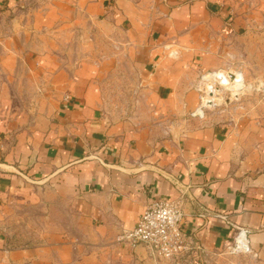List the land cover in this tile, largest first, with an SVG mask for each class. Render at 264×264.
Returning a JSON list of instances; mask_svg holds the SVG:
<instances>
[{
	"label": "crops",
	"instance_id": "obj_1",
	"mask_svg": "<svg viewBox=\"0 0 264 264\" xmlns=\"http://www.w3.org/2000/svg\"><path fill=\"white\" fill-rule=\"evenodd\" d=\"M5 32L52 48L23 58L40 98L0 96V264H150L118 236L149 203L180 197L200 246L244 229L264 260V105L191 114L226 51L242 52L248 81L264 79V0H0ZM78 35L83 54L53 50ZM115 70L130 78L127 116L103 102ZM16 208L45 210L35 241L3 231Z\"/></svg>",
	"mask_w": 264,
	"mask_h": 264
},
{
	"label": "rangeland",
	"instance_id": "obj_2",
	"mask_svg": "<svg viewBox=\"0 0 264 264\" xmlns=\"http://www.w3.org/2000/svg\"><path fill=\"white\" fill-rule=\"evenodd\" d=\"M9 32L0 34V96L4 95L2 90L9 88L11 92L9 96H13L15 99L20 98L28 102H35L40 98L41 94L38 89L40 83V78L36 72L30 71L23 58L27 53H37L43 52L47 48H52L51 45H45L43 38L39 34L34 36L32 33L29 35L27 41L24 40V34L19 33L14 34L15 38H10L7 34ZM66 44H62L61 50L54 47L56 52L68 54H83L84 51L81 49L82 46H77V40L80 41V36L71 37H58ZM70 38V39H69ZM56 39V38H55ZM33 43L32 45L30 43ZM72 46V48H71ZM98 47V48H97ZM96 50H110L107 49L106 45L98 44L93 48ZM111 49L118 51L119 47L117 45L112 46ZM94 50V51H96ZM174 51V50H172ZM242 52L226 51L224 53V63L221 69L226 68H240L243 72L244 58L241 55ZM74 55L72 56V58ZM73 60L71 63H74ZM36 66H39L36 62ZM120 73L117 70L114 74L105 77L103 80L104 87V105L106 109L118 116H127L130 113V106H132L133 94L129 87L130 78L120 77ZM244 75V73H243ZM245 78V76H244ZM247 87L238 99H234L230 91L224 89L219 97L220 101L217 109H221L225 114H232L236 117L239 116H249L252 113L257 112V104L262 103L264 105V92L258 89V86L264 85V79L257 78L253 82L248 81L245 78ZM248 96L251 99L245 98ZM251 96V97H250ZM250 101V102H249ZM116 116V115H115ZM22 208H16V211L11 214L10 218L4 222L2 227L4 232L8 233L11 237L12 243H30L35 241L36 237L33 236L35 230L38 228L42 229L45 225V221L38 220L37 215L44 212L45 210L37 208H29L23 210ZM22 211V212H21ZM32 233V237L29 234ZM194 242L199 246L187 261L180 264H264L262 256L257 252H237L231 250L227 247L228 243H233V237L222 247H202L193 238ZM21 241V242H20ZM150 260V259H149ZM152 264L151 260L149 261Z\"/></svg>",
	"mask_w": 264,
	"mask_h": 264
},
{
	"label": "built area",
	"instance_id": "obj_3",
	"mask_svg": "<svg viewBox=\"0 0 264 264\" xmlns=\"http://www.w3.org/2000/svg\"><path fill=\"white\" fill-rule=\"evenodd\" d=\"M246 87L240 68L205 72L198 82L200 105L191 114L203 118L205 109L218 106L219 95L224 89L229 90L236 100ZM258 89L264 92V85L258 86ZM184 216L181 197L155 200L141 212L136 225L130 230H124L118 239L126 240L132 245L145 246L152 264H180L187 261L190 254L199 248L192 236L183 230ZM227 247L237 252H251L246 230L239 229L233 237V243H228Z\"/></svg>",
	"mask_w": 264,
	"mask_h": 264
},
{
	"label": "water",
	"instance_id": "obj_4",
	"mask_svg": "<svg viewBox=\"0 0 264 264\" xmlns=\"http://www.w3.org/2000/svg\"><path fill=\"white\" fill-rule=\"evenodd\" d=\"M237 96V95H236ZM246 249H248V247H246Z\"/></svg>",
	"mask_w": 264,
	"mask_h": 264
}]
</instances>
